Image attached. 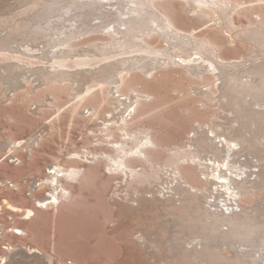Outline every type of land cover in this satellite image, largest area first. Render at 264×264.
<instances>
[{"label":"rangeland","instance_id":"1","mask_svg":"<svg viewBox=\"0 0 264 264\" xmlns=\"http://www.w3.org/2000/svg\"><path fill=\"white\" fill-rule=\"evenodd\" d=\"M229 1L233 3L229 15L232 31L221 21L199 14V10L187 9L182 0H161L160 4L177 28L193 37L212 40L220 55L232 61L250 49L245 36L248 33L242 35L240 31L264 26V1ZM103 40L104 34L93 32L73 43L82 49ZM147 42L153 49L166 47L157 35L148 37ZM101 63L93 61L90 65L95 68L90 73L81 71L76 81L80 95L70 81L36 83L24 78L17 88L7 91L0 80V141L9 137L18 144L9 152L0 148V179H6L0 186V254H7L8 243L14 247L25 244L14 235V228L25 227L30 230L32 244L45 253L54 251L63 264L64 260L74 264H195V241L185 240L179 249L170 250L166 239L172 238L176 226V231L181 227L171 218L183 216V208L192 199H202L213 187L207 186L211 176L205 175L204 162L196 158L176 163L181 185L169 182L162 167L173 160L178 149L193 151L189 144L198 124L222 119L216 97L218 80L210 70L198 76L188 73L184 65L158 67L149 74L132 69L123 74L124 82L118 90L130 97L133 89L142 96L124 117L126 123H118L121 111L113 103L119 99L112 86L90 79L110 64L100 67ZM84 85L90 87L88 91ZM125 131L132 135L144 131L151 140L142 154L125 156V162L135 170L133 176L107 166L110 161L106 154L116 152L114 143L127 138ZM33 133L37 135L35 143L26 147ZM54 162L77 168L72 180L60 179L69 191L55 212L37 211L32 219H25L22 212L33 207L34 196L43 198L50 190L42 185L33 190L32 196L33 180L45 179L47 166ZM253 187L243 189L236 197L238 207L234 212L254 214L259 209L263 192L259 186ZM140 233L148 244L152 243L150 248L139 243L136 236ZM187 253L189 261L185 260ZM213 258L218 264H233L235 256L223 246Z\"/></svg>","mask_w":264,"mask_h":264},{"label":"bare ground","instance_id":"2","mask_svg":"<svg viewBox=\"0 0 264 264\" xmlns=\"http://www.w3.org/2000/svg\"><path fill=\"white\" fill-rule=\"evenodd\" d=\"M160 1L0 0L1 83L11 91L24 78L32 82L37 80L36 83L70 81L76 87V95H80L82 91H79L80 85L76 81L80 79L81 71L90 73V69L95 68L90 64L95 60L102 61L100 67L110 63L108 67H102L100 75L90 79L112 86L119 99L113 103L121 111L118 123H126L124 117L130 115L142 95L133 89L130 97L119 92L124 73L139 69L149 74L168 65H184L188 73L198 76L210 70L208 72L218 80L216 97L222 119L198 124L196 136L189 144L193 151L178 149L173 160L162 169L168 173L169 182L179 183L176 163L182 159H199L205 164V175L212 178L207 186L211 184L213 187L207 189L206 186V194L203 188L204 195L199 201L192 199L191 204L186 203L185 212H181L183 216L176 215L177 219L170 217L181 227H178L179 233L177 226L174 228L177 233L174 235L172 231L173 236L169 235L172 238L166 239L167 244L173 250L179 249L185 240L195 241V264H218L213 256H218L223 246L233 251V264H264V199L254 214H250L253 211L249 214L234 212L238 207L236 197L247 187L259 186L264 198V26L240 31L242 35L248 33L245 36L249 39L250 49L239 60L228 61L220 55L217 44L212 40L193 37L177 28L162 9ZM182 1L187 9L199 10L204 17L209 15V19L221 21L230 31L234 29L229 18L233 7L231 1ZM93 32L104 34L106 40L89 48L75 47L73 42L76 39ZM153 35L162 39L166 47L153 49L147 42V38ZM89 88L84 85L85 91ZM36 136L35 133L30 135L26 147L35 143ZM124 137L128 139L114 143L116 152L106 154V157L110 161L108 169L120 170L127 176L135 170L125 162V156L142 154L143 147L151 140L144 131L134 135L125 131ZM6 139L0 141V148L7 152L18 148L15 140ZM194 151L195 154L192 153ZM76 169L60 162L48 165V176L33 180L30 194L34 196L33 190L42 185H48L50 190L43 198L34 196L33 207H26L22 212L25 219H32L37 211L53 209L55 212L69 191L60 179H71L77 173ZM5 180L0 179V186ZM14 229V235L25 244L19 243L14 247L8 243L7 254H0V264H63L54 251L45 253L32 244L30 230L25 227ZM140 235L136 236L139 243L150 248L152 243L148 244L143 233ZM185 255V260L189 261V254ZM64 261L74 264L73 261Z\"/></svg>","mask_w":264,"mask_h":264}]
</instances>
